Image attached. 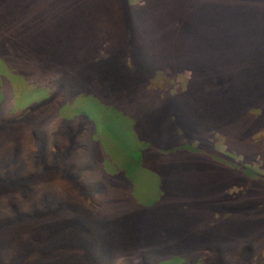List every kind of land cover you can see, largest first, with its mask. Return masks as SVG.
<instances>
[{
    "label": "rangeland",
    "instance_id": "1",
    "mask_svg": "<svg viewBox=\"0 0 264 264\" xmlns=\"http://www.w3.org/2000/svg\"><path fill=\"white\" fill-rule=\"evenodd\" d=\"M30 8L26 23L0 17L9 44L10 29L39 43L11 57L41 77L0 56V261L17 263L50 214L69 207L92 231L72 227L69 246L99 264H264V0ZM136 65L156 84H139ZM183 132L198 151L154 150L158 135L181 144ZM61 263L87 264L72 250Z\"/></svg>",
    "mask_w": 264,
    "mask_h": 264
},
{
    "label": "trees",
    "instance_id": "2",
    "mask_svg": "<svg viewBox=\"0 0 264 264\" xmlns=\"http://www.w3.org/2000/svg\"><path fill=\"white\" fill-rule=\"evenodd\" d=\"M35 0H0V17L3 16L4 11L5 14L8 13V19L6 20L8 24H10L11 20L14 21H23L24 23V15H28L30 16V18H34L32 13H31V6L33 4ZM32 22V20H30L28 23ZM53 27V25L51 24L46 32V36L48 34V31ZM12 31V39L16 40L15 45H11V43L9 44L7 42V40L5 41L3 39V35L5 30L0 27V56H2L3 58L6 59H13L11 56L15 55L16 52L20 51L19 45L20 43H24V45L26 46V50L27 51H32L35 50V48H39L40 46L38 45L39 43H32V39L31 40H24V38H19L17 36V30L15 29H10V32ZM7 36H8V31L6 32ZM9 41V38H8ZM131 49H133L132 45H131ZM21 58H15L13 60H15L16 65H18L19 69H24V71L26 72V77H31L34 80L35 79H39L41 77L38 76L39 70L40 68L35 66L33 63L31 62H27L25 63L24 61L20 60ZM24 63L26 66V69L24 67ZM142 67V65H136L134 67V73L137 74V76L139 77V84H145L147 86H153L155 85V81L152 79L153 75L150 76L147 69L141 70L140 68ZM128 68L126 71V76H130L132 78H135L133 76H131L130 71ZM31 71V72H28ZM172 72V71H171ZM31 73V74H30ZM169 79H171V77H169ZM5 81V82H3ZM6 81L4 79V77H2V74H0V85L5 84ZM154 82V83H151ZM170 82V81H169ZM3 88V87H2ZM0 100L1 102H5V93L0 92ZM7 101V100H6ZM85 123V122H84ZM80 131H83L82 126L80 127ZM166 135H162L159 138V135L157 136V138L154 140V150L156 151H160L162 153H160V155H169V153H179L178 151H184V152H188V151H198L201 146L200 143L197 140V138L188 136L185 132L182 133V135L179 137L178 141H181V144L175 142V143H170L167 142V138H165ZM77 141L78 139H76L74 142H70L68 143V147L69 148H74L76 149L77 146ZM69 142V141H68ZM197 142V143H196ZM193 143H195V145H192ZM76 146V147H75ZM81 147V146H80ZM166 153V154H164ZM140 157V156H139ZM142 160V157L140 158V161ZM155 164H157V160L155 161ZM108 182V181H107ZM106 181L104 182L107 183ZM103 184V185H104ZM112 185V183H110ZM108 185V183H107ZM88 191L90 189H87ZM111 193V192H110ZM111 196H113V194L111 193ZM109 194L106 197L105 200V204L106 203H110L112 201L115 200V196L114 198L111 197ZM93 199H95L93 201ZM92 203L96 202L98 199L97 197H92L91 198ZM98 204L101 206V201H98ZM74 213V210L69 208V207H60L57 209V211L54 212V214H50V217L53 218L52 221H49V223H45L42 227L45 229L44 232L40 235H38L39 237H35L32 239L27 240V244L21 249V251L19 252V256L17 259V263L14 264H43L42 261L47 262L48 259H46V256L54 254L56 256V263H52V264H62L61 262L64 261V257L66 256L67 252L72 250V251H77L82 253V255H84V259L87 262V264H95V262H97L98 257H94L91 253L88 254V252L77 246V245H71L72 243H77L78 240L77 239V235L70 233L68 230L71 229L72 227L80 232H84L87 234L88 237H90L92 234L91 230L87 229V223H86V219H82V218H72V217H68L69 214ZM102 214V213H100ZM48 210L47 208H45V210L43 211V215L40 216L41 219L43 218H47L48 216ZM105 215V214H104ZM104 215H100L99 217H102ZM56 242L57 246L53 245V243ZM206 245H203L202 248L204 250ZM45 247L47 248L48 251H45ZM89 248V247H88ZM194 255V254H193ZM91 256V257H90ZM229 256H233L232 253H230ZM100 257H102L103 259H106L103 257V255H101ZM186 257V256H185ZM110 257H107V259ZM190 261L193 262V259L191 257ZM188 258V259H189ZM233 258V257H232ZM190 261L187 262V257L185 258V260L182 262L183 264H189ZM0 264H3L0 261ZM97 264H99L97 262ZM193 264V263H192ZM213 264H218V261H216L215 259V263ZM220 264H224V263H220Z\"/></svg>",
    "mask_w": 264,
    "mask_h": 264
}]
</instances>
